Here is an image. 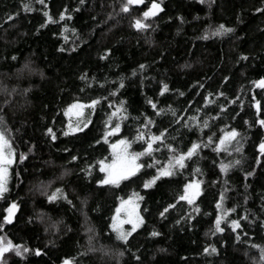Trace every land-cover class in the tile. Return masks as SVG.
<instances>
[{
    "label": "trees",
    "instance_id": "1",
    "mask_svg": "<svg viewBox=\"0 0 264 264\" xmlns=\"http://www.w3.org/2000/svg\"><path fill=\"white\" fill-rule=\"evenodd\" d=\"M26 3L31 4V11L25 10ZM44 4L47 7L35 0H0V117L17 157L10 171V194H6L7 201L0 198V214L8 202L16 200L20 208L14 225H6L5 232L14 242L46 253L29 255L26 260L13 255L11 264H61L66 256L74 257L78 264H132L127 253L124 257L115 254L122 246L114 234L111 240L105 238L119 203L117 198H126L132 192L144 197L140 206L145 224L130 238V246L133 251L140 250L143 264H261L260 251L251 244L264 246V157L256 164L264 128L255 123L258 115L264 118V110L257 113L252 97L264 105V89L253 84L264 77V12L255 11L264 8V0H213L210 6L207 0H163L164 10L151 19L153 28L148 32L130 26L132 18L144 10L143 5L133 6L130 14H124L119 13L120 0H85L83 5L79 0H44ZM77 8L80 10L75 11ZM65 9L72 19L60 21L59 13ZM45 11L54 22L45 24ZM9 15L14 18L8 20ZM177 17H183V22ZM220 24L235 31L200 38ZM65 25L67 41L60 34ZM105 49H111V53L101 60ZM241 54L249 59L240 60ZM26 63L36 70L34 75L20 73ZM139 64L146 65L143 71L138 69ZM134 70L136 75H132ZM82 74L86 79H81ZM121 79L123 87H119ZM161 82L169 86L163 95ZM24 89L29 91L25 93ZM114 91L115 95H110ZM209 93L210 103L205 105L204 97ZM92 99H99V103L88 127L63 135L67 130L64 109L74 101L88 103ZM149 99L158 109H164L163 114L156 115L147 103ZM121 101L127 119L121 121V132L109 137V143L118 138L132 140L138 130L159 134L167 128L164 143L186 151L192 141H206L208 136L216 140L222 129L235 128L240 133L242 151L228 155L214 152L212 146L202 147L179 175L158 180L149 189L142 185L156 168L147 166L138 173V179L122 182L119 188L98 187L95 179L103 174L96 162L111 159V149L96 140L103 135L108 115L121 106ZM169 108L178 113L175 119L181 123L174 122ZM193 115L198 121L208 119L209 127L195 128L189 121ZM146 117L154 124L141 129ZM48 127L56 134L55 141L45 134ZM157 146L154 144V148ZM132 147L141 151L142 142L135 141ZM159 148L152 157H144L145 165L152 159L160 162L156 167L167 161L166 147ZM20 154L26 156L22 163L18 161ZM71 155H77L78 160L71 161ZM231 159L241 163L221 174L219 164ZM88 164L94 165L91 178L80 171ZM194 168L200 172H193ZM253 169V175L246 179L245 173ZM65 172L68 174L58 179ZM191 179L202 181V194L195 201L199 212L176 199L182 194L183 184ZM50 181L51 190L66 189L71 205L64 200L48 203L38 189ZM225 189L223 206L236 209L229 214L232 219L247 214L248 219L240 222L250 240L242 235L236 241L223 222L225 232L211 235L215 203ZM85 198L86 205L81 203ZM169 203L176 207L161 218L160 211ZM41 213L62 223L49 227L50 221L37 219ZM154 229L161 235L150 237L148 233ZM92 234L98 238L93 246L103 247V253L89 250ZM208 245L216 246L219 255L205 254L203 249ZM161 248L165 251L160 252Z\"/></svg>",
    "mask_w": 264,
    "mask_h": 264
},
{
    "label": "snow or ice",
    "instance_id": "2",
    "mask_svg": "<svg viewBox=\"0 0 264 264\" xmlns=\"http://www.w3.org/2000/svg\"><path fill=\"white\" fill-rule=\"evenodd\" d=\"M35 2L40 3L47 7L44 4V0H35ZM200 3H205V0H199ZM209 6L213 2V0H207ZM80 5L85 3V0H79ZM163 0H150L149 4L145 3V0H120L119 5V13L130 14L133 6H144V10L141 11L140 15L137 17L132 18L131 27L138 32H148L152 30L153 25L151 23V19L157 17L160 12L164 9L162 8ZM24 8L27 11H31V4L26 3L24 4ZM80 9L77 8L75 11H79ZM255 11L257 13L264 12V8H256ZM46 17L45 24L49 22H54L53 17L49 15L47 11L43 13ZM111 16V14H109ZM14 17L9 15L8 20H12ZM71 20L72 16L67 12V9L61 11L59 13V20L64 21L65 19ZM178 20L183 22V17H177ZM43 26V25H42ZM68 31L67 26L65 25L61 28V35L67 41L68 37L64 35V33ZM235 31L232 27H227L224 24H220L216 26L214 29L209 31H205L204 34L200 37L201 39H209L210 36H225ZM71 32L76 34V29L72 28ZM59 51H65L64 48L58 49ZM75 51V48L71 49ZM111 53V49H105L104 53L100 56V59L103 60ZM15 60V57H12ZM240 60H247L249 57L247 55L241 54L239 57ZM145 64H139L138 69L143 71L145 69ZM27 72L28 75H34L36 70L33 69L30 64H24L23 67L20 69V73L23 74ZM40 75L42 76L43 73L41 72ZM132 75H136V71L134 70ZM81 79L84 80L86 77L82 74ZM225 80L228 77H224ZM254 86L259 89H264V77L253 82ZM123 79H121L119 83V87H123ZM203 87V85H199ZM118 90V89H117ZM15 91V90H13ZM29 90L24 89V92L27 93ZM169 91V86L167 83L161 82L160 86V94L163 95L165 92ZM180 96H183V92L178 93ZM110 95H115V91L112 92ZM212 94L209 93L208 96L204 97V103L207 105L210 103L209 96ZM217 95L223 96V92H218ZM253 104L252 106L256 109L257 113H261L264 110V105H262L260 100H257L255 96L252 97ZM8 103V101H5ZM99 103V99H92L88 104H83L80 102H75L69 104L67 108L64 109V116L69 117V123L67 125V130L64 131L62 134L67 136L70 133L75 134L77 132L83 131L84 128H87L90 119L85 116V109H94L95 105ZM147 103L152 107V109L156 112V115H161L164 112V109H158V106L155 102L151 99L147 101ZM232 103V101H229ZM124 102H120V107H116L109 115L107 120L105 121L104 125V132L100 139L96 140L97 144H100L101 141L105 144H109L111 149V159H100L96 162V166H98L99 173L103 174L102 178H96L95 183L98 187L103 186H114L119 188L122 182H132L134 178L138 179V173H140L141 169L145 166L147 167H155L156 171L155 174L151 176L150 179L144 181L142 187L144 189H149L156 185L158 180H162L163 178H170L180 174V170L185 169L188 164L189 160H192L194 156L198 154L200 149L207 148L212 146L213 151L216 153H225L231 155L232 152L240 153L242 151V143L241 140L238 139L240 137V133L235 128H231L230 130H221V134L219 135L218 139L214 140L213 136H208L206 141H192L190 146L187 147L186 151L178 150L173 146L172 143L165 144L166 140V133L168 132L167 128H164L159 134H148L143 130H138L137 135L132 139L128 138H118L115 142L109 143V137L117 136L121 132V121L127 119V117L123 114L126 109L123 108ZM111 107V105H109ZM224 110V106L221 105V112ZM172 113L175 123H181V120L175 119L178 113L171 108L168 109ZM200 109H197L199 112ZM219 115V113L217 114ZM75 116L77 120L75 122L72 121V117ZM83 118V119H81ZM189 121L193 122L195 128L202 130L203 128L209 127V120L203 119L202 121H198L195 115L189 117ZM0 122H2V117H0ZM247 124L248 121H245ZM261 128H264V118H260L259 115L255 121ZM154 124V121L150 118H145L143 125H141V129L147 128L148 125ZM185 127H189L187 123H185ZM46 135L51 137V140L55 141L57 139L56 134L54 133L52 127H48L46 129ZM135 141L142 142V150L141 151H130L132 147V143ZM154 144L158 145L154 148ZM159 146L166 147L169 157L167 161L159 167H156L160 162L152 159V163L145 165L144 163L139 162L141 157L148 156L152 157L153 153L159 151ZM258 155L256 157V164L259 165L261 163V157H264V138L261 139L260 143L257 146ZM65 151H68L65 149ZM71 161H77V155H71ZM26 156L24 154H20L18 156V161L20 163L24 162ZM17 162V157L14 152V147L11 143V136L7 128L0 127V198L5 199L7 201L6 194H10V187L9 182L11 179L10 169L12 168L13 164ZM241 162L238 159H231L227 163L221 162L219 164V169L221 174H227L232 168L239 165ZM94 170V165L88 164L84 168H81V172L84 174L85 178H91L92 171ZM255 169L252 171H248L245 173V178L250 177L253 175ZM193 172L199 173L200 169L194 168ZM68 173L65 172L62 174L61 177L58 179H63V176L67 175ZM20 173L17 172L16 176L19 178ZM225 183L227 181L225 180ZM202 181L197 179H191L188 182L183 184V191L182 194L177 196V201H184L187 205L192 206L193 212H199L200 209L198 205L195 204L197 197L202 194L201 189ZM42 195L46 197L48 203L54 204L58 203L60 200L66 201L69 205L73 202L69 199L66 189L64 187H56L54 190H51V181L47 184H42L41 187L38 189ZM225 191L220 193L219 199L215 203L216 213H215V220H214V228L211 230V235L215 236L217 233H224L225 228L221 226L222 222L230 228L231 232L235 234V240L240 241L241 236L248 237L247 232H244L241 225V220L248 219L247 214L239 219H232L230 218L229 214L236 211L235 208H225L223 206V201L225 200ZM50 193V194H49ZM119 203L116 205L113 214L110 217L111 223L108 225L109 232L106 235V239L111 240L114 238L115 241L120 242L122 246V250L115 253L119 257H124L127 253L132 261V264H143L141 255L139 254V249L135 251L131 248V241L130 238L133 237L134 233H137L138 229H141L142 226L145 224V218L140 214L138 209L140 208V201L144 199L137 192H132L126 199L122 197L117 198ZM246 199V197H245ZM262 205H264V196L261 197ZM82 204L87 203V200L81 201ZM176 207L175 204L169 203L166 207L160 211L159 216L161 218H165V214L169 212L170 209H174ZM20 208V204L16 200H11L7 203V207L4 208L3 213L0 214V264H11L10 257L15 256L20 258L21 260H26L29 255H35L37 257L44 255L46 253L43 252L42 249L36 248L32 249L27 246L25 243H16L14 240L7 235L5 232L6 225H14V221L16 218V214ZM147 211V209H144ZM37 219L45 220L47 219L51 223L49 227L55 228L58 223H62V221H53L50 216H47L44 213H41L37 216ZM181 219H185V217H181ZM188 220L192 219V215L188 214ZM29 223L32 222L31 218L28 221ZM180 221L177 220L176 223ZM125 225H129V228H125ZM264 227V225H262ZM241 230V231H238ZM48 231V228L45 229ZM150 237H158L161 235L160 232L156 231L155 229L148 233ZM98 238L95 234L90 235L89 237V250L96 251V252H104L103 247L95 248L93 246V242ZM250 240L251 237H248ZM51 243V241H50ZM223 247V245H221ZM251 247L258 248L260 251V261L261 264H264V246L251 244ZM160 252H164L165 249H159ZM203 252L207 255H219V250L214 245H208L203 249ZM61 264H78V261L74 257L69 258L65 257L61 260Z\"/></svg>",
    "mask_w": 264,
    "mask_h": 264
},
{
    "label": "rangeland",
    "instance_id": "3",
    "mask_svg": "<svg viewBox=\"0 0 264 264\" xmlns=\"http://www.w3.org/2000/svg\"><path fill=\"white\" fill-rule=\"evenodd\" d=\"M75 102H80V103H83V104H88L87 102H82V101H74L73 103H75ZM72 104V103H71ZM85 116L86 117H88L89 119H91V114H92V111H93V109H88V108H86L85 110ZM67 118V125H68V123H69V117H66ZM72 121L73 122H75L76 120H77V118L75 117V116H73L72 118ZM81 119H83V118H81ZM2 122H3V120H2ZM2 122H0V127H3V128H6V125L4 124V123H2ZM113 142H115V140L113 141ZM112 143V142H111ZM130 151H135L134 149H133V147H131V149H130ZM14 152H15V150H14ZM15 155H16V153H15ZM144 157H146V156H144ZM144 157H141V159H140V161L139 162H141V163H143V159H144ZM15 164V163H14ZM13 164V165H14ZM162 165V164H161ZM160 165V166H161ZM10 171H11V169H10ZM10 175H11V173H10ZM127 198V197H126ZM125 198V199H126ZM138 211L140 212V214L142 215V213H141V206H140V208L138 209ZM130 226L129 225H125V228H129Z\"/></svg>",
    "mask_w": 264,
    "mask_h": 264
}]
</instances>
